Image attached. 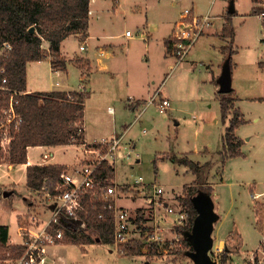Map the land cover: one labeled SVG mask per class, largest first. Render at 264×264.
<instances>
[{"label": "rangeland", "instance_id": "1", "mask_svg": "<svg viewBox=\"0 0 264 264\" xmlns=\"http://www.w3.org/2000/svg\"><path fill=\"white\" fill-rule=\"evenodd\" d=\"M112 1L93 0L96 11L91 15L93 39L89 41V48L80 51V45L85 42L80 34V38L72 36L67 39L64 54L69 58L75 54H87L93 60L91 81L87 82L90 95L85 111L86 138L90 144L104 138H121L120 147L126 156L113 162L116 171L111 181L120 187L112 197L132 215L130 235L144 243L143 252L141 255H121L120 245L97 242L98 239L93 244H70L66 235L45 247H55L53 256L60 264H195L187 253L176 252V248H185L184 236L177 232V227L185 226L189 220L186 206L179 198L186 193V184L203 183L204 186H214L212 198L221 218L212 233L215 238L213 248L224 244L222 239L226 240L230 253L225 264H243L247 256L253 254L264 258V230L257 225L264 212L256 215L257 201L264 203V99L260 98L264 96V70L259 66V61H264V17L252 13L253 0H161V4L152 0V4L149 2L152 6L147 9L144 3L143 6H132L131 0H120L122 3L114 8ZM174 1L177 4H173ZM232 6L235 9L232 18L236 39L231 57L229 51L222 50L225 45L226 49L230 48L229 37L221 35L220 31L222 15L227 16ZM105 9V15L97 19V11ZM185 9H192L190 16L210 15L213 23L197 30L198 39L186 57L180 60L175 55L166 57L163 37L173 22L178 21L169 38L176 41L175 36L183 23L193 21L182 17ZM146 19L150 20L151 39H144L146 37L141 34L147 32L143 26ZM128 29L133 32L130 38L125 36ZM208 31L210 34L203 36ZM110 42L115 44V50L108 57L99 56V45ZM175 49L176 46L173 53H176ZM228 61L232 64L231 87L235 102L224 122L220 97L222 93L227 96L230 92L219 90L217 74ZM104 65L108 69L105 70ZM67 74L72 89L82 84L79 76L74 74V68H70L69 73L64 72L61 83L67 80ZM30 77L32 82L38 79L33 75ZM159 87L161 93H155ZM134 96L147 100L142 103L132 98L129 100ZM165 96L169 97L171 105L161 113L157 105ZM152 97L156 102L151 101ZM132 103L137 107L134 108ZM109 107L114 112L108 111ZM236 109L243 116L237 128L243 141V154L223 161V134ZM31 149L32 161L67 163L65 166L69 171L83 164L86 156V148L81 143L57 145L54 149ZM50 151L54 155L44 159ZM184 154L202 164L199 179L187 164L171 159L173 155L179 158ZM6 169L5 165L0 166V180L14 181L17 186L11 183L2 188L0 224L11 225L14 241H10L9 247L19 244L28 247V241L51 217L52 211L47 213L49 199L44 191H29L25 185V169L15 167L10 179L5 175ZM140 177L142 183L137 182ZM154 185L164 189L161 199L170 200L174 210L167 215L166 224L161 221L164 229L159 232L170 244L156 253L149 251L150 237L142 230L148 221L153 223L151 216L155 212L165 216L155 202L142 200L152 193ZM5 190L11 191V195L4 196ZM130 197H135L136 202ZM140 213H144L145 218L141 222L137 218ZM263 223L264 220L262 226ZM87 232L96 237V231ZM44 248L40 255L36 253L38 264L47 253ZM20 259L10 258L8 250L0 248V264H18ZM52 261L47 258V264Z\"/></svg>", "mask_w": 264, "mask_h": 264}, {"label": "trees", "instance_id": "2", "mask_svg": "<svg viewBox=\"0 0 264 264\" xmlns=\"http://www.w3.org/2000/svg\"><path fill=\"white\" fill-rule=\"evenodd\" d=\"M253 1L257 2L259 6L253 7L252 13H264V0ZM233 14H227V23L221 32V35L228 36L230 40V48L226 49L225 45L222 50L223 52L229 51L228 54H231V57L235 39L231 18ZM89 19L90 0H0V50L4 48L5 43H10L13 46L11 49L4 48L2 52L0 51V110L10 100V93L1 88L3 77L7 78L5 84L12 90L26 91L29 62L49 58L54 68L66 69L68 62L61 54L63 40L72 34H81L82 39L85 40L90 27ZM32 27L35 28L34 33L30 31ZM46 42L49 44V48L44 46ZM173 46L174 40L169 39L168 49L171 53ZM77 62L85 73L89 71V60L78 59ZM230 66L232 68L231 62ZM233 92L232 90L227 96L222 93L223 95L220 97L224 122L229 116V111L234 107ZM18 98L19 103L16 105V110L22 114L23 120L18 130L13 131L14 137L9 144L8 152L0 149V163H4V161L12 164L27 163L30 146H57L84 142L87 94L83 90L25 92ZM260 98L264 99V97ZM242 121V112L236 109V114L223 135L224 146L221 152L223 161L243 154V141L236 134V129ZM171 159L187 164L196 174L197 179L201 177L202 164L193 161L188 155L184 154L179 158L177 155H173ZM27 167V185L35 191L40 190L44 184H49L50 190L54 192L55 184L60 180L61 173L66 170V166L59 163L32 164ZM115 171L113 163L104 161L96 170V176L102 180V183L111 181ZM200 190H205L212 195L214 186L212 184L204 186L203 183L186 184V193L179 198L181 204L186 206L189 220L185 226L177 227V232L184 236L185 245V248H176L178 253L185 254L187 250L192 249L190 241L184 234L192 228L198 213L192 198ZM2 194L3 191L0 189V197ZM83 202L84 208L80 211V218L85 221L86 227L81 225V220H73L65 224L59 223L57 226H61L70 242L77 245L93 244L99 238L105 244L113 243L115 225L114 219H112L113 210L108 207L109 203L104 201L99 194L86 195ZM256 205V215L257 213L260 215L259 213L264 212V203L257 201ZM100 213L103 214V218L99 217ZM137 218L139 222L144 220V213L138 214ZM262 220L264 217L260 216L257 221L261 231L264 230V226L261 225ZM89 230L96 231V237H92L87 232ZM8 244L9 225H0V248L8 250L10 258H22L27 245L19 244L9 247ZM143 245L144 243L139 239L132 238V240L120 244L119 252L126 256L141 255ZM158 250L159 245L152 243L149 251L156 253L159 252ZM227 251L228 249H225L222 255L221 264H225L228 259Z\"/></svg>", "mask_w": 264, "mask_h": 264}, {"label": "built area", "instance_id": "3", "mask_svg": "<svg viewBox=\"0 0 264 264\" xmlns=\"http://www.w3.org/2000/svg\"><path fill=\"white\" fill-rule=\"evenodd\" d=\"M191 13L192 9H185L182 17H189L193 19V21L189 23L184 22L179 34L175 36L177 37L176 41L174 38L176 53L172 52V55H175L179 60L187 56L191 46L198 39L199 31L207 26L209 27L213 23V19L210 18V15L195 17L190 16ZM260 15L263 16L264 13H260ZM143 32L141 34L144 38L146 35ZM126 35L133 36V32L128 29L126 30ZM12 47L13 46L10 43H5L4 45L5 49H11ZM3 49L0 51L2 52ZM81 49H85V46L81 45ZM1 71H4V69H1ZM6 82L7 78L3 77L1 88L10 93V100L9 103L4 105L0 110V149L8 152L9 144L14 137V132L18 130V127L23 120L22 114L18 113L16 110V105L19 103L18 97L20 94L25 93V91L12 90L5 84ZM156 92H158V90ZM158 93L160 94V92ZM151 101L156 102V98L152 97ZM170 105V99L163 97L160 99L157 108L161 113H164L168 110ZM113 110L112 107L108 108V111L114 112ZM81 144L86 148L84 163L76 165L77 167L73 171L64 170L61 173L60 180L55 184L54 192L50 190V186L47 184H44L40 189L41 191L46 192L49 202L54 203V211L52 217L48 220L45 226L28 241L27 250L18 264H38L37 255H40V251L42 252V249L46 245L55 244L64 237V229L61 226H57L59 223L65 224L66 222L73 220L77 221L78 219V221L81 220V225L86 227L85 221L80 218V211L84 208L83 198L86 195L94 196L99 194L104 201L109 203L108 207L113 210L112 219H114L115 225V240L113 244L120 245L121 243H126L132 240L133 236H131L130 233L134 219L129 210L120 207L117 204V201H114V197H112L116 195L120 185L114 183V180L104 181L102 183V180L96 176V170L101 166L102 162L108 161L109 163H113L126 156L120 147L121 138H104L101 140H95L90 144L85 137L84 142ZM46 156L48 155H45V157ZM142 179L143 178L140 177L137 182L142 183ZM125 186L126 185H123L122 187ZM163 194L164 189L160 186L157 187L154 185L152 193L142 199L147 203L155 202L156 207L163 209L162 213L166 216L164 219L165 216H160L155 212L154 216H151V218H153V223L148 222L142 226L145 228L142 229L145 231L144 234L150 237L149 243H156L159 245V250L170 244L167 237H164L159 233L164 229L161 221L163 220V223L166 224L167 215L174 211L173 207L170 206V200L161 199ZM130 200L136 202L135 197H130ZM99 217L103 218V214L100 213ZM171 242H173V240ZM170 246H172V243ZM224 249V246H219L211 250L212 257L218 262V264L221 263ZM36 253L38 254L36 255ZM243 264H264V258L259 255L257 257L253 254L250 257L247 256L243 261Z\"/></svg>", "mask_w": 264, "mask_h": 264}, {"label": "crops", "instance_id": "4", "mask_svg": "<svg viewBox=\"0 0 264 264\" xmlns=\"http://www.w3.org/2000/svg\"><path fill=\"white\" fill-rule=\"evenodd\" d=\"M119 1L120 0H113L112 1V3H113V6H114V8H118L119 7V4L120 3H122V2H120L119 3ZM111 2V1H110ZM149 2L151 3L152 2V0H131V5L132 6H134V7H138V6H143V3H144V5H145V8L147 9L148 8V6L150 5V6H152L151 4L153 3H151V4H149ZM254 2V1H253ZM155 4H161V0H156V3ZM173 4H177V1H174V3ZM254 6L253 7H255V6H259V4L257 3V2H254ZM193 8V7H192ZM96 11V9H94L93 8V0H90V19H89V22H90V27H89V31H88V36L85 38V44L83 43V44H81V45H84L85 46V49H81V45H80V51H86L88 48H89V41L91 40V39H93L92 37V35L90 34L91 32H90V30L92 29L91 28V25H92V22H91V15L94 13ZM107 11H110V8H108L107 9ZM106 11V9L105 10H100V11H97L98 12V15H97V19H101L104 15H105V13L107 12ZM234 14H235V12H233ZM232 14V13H231ZM233 14V15H234ZM227 16H225L224 15V13H223V15H222V18H223V24H222V27H221V31H220V33L222 32V30H223V28H224V25L227 23V18H226ZM233 17V16H232ZM231 17V18H232ZM263 17H264V15H263ZM149 22H150V20H148V19H146V21H144L143 22V26L145 27V29L147 30V32L146 31H144L143 33L146 35V38H144V39H151L150 37V35H149V33H150V30L148 29V25H149ZM171 22V21H170ZM232 22H233V18H232ZM177 23H178V21H175V22H173V24H172V26L169 28V30H168V32H167V34L163 37L164 38V51H165V56L167 57V55H172L171 54V52L169 51V49H168V40L169 39H172V38H169L170 37V35L171 34H173V31L175 30V28H176V25H177ZM154 26V25H153ZM157 29H158V27H157ZM152 34V33H151ZM210 34V31H208L207 33H205L203 36H206V35H209ZM72 36H76V37H79L80 36V34H72L71 36H68L67 38H65L64 40H63V43H62V46H61V54H62V56L64 57V59H66L67 60V62H68V64H67V68L66 69H59V68H57V67H53V64H52V61H51V59H49V58H45V59H43V60H36V61H32V62H29L28 63V67H27V90L25 91V92H37V91H55V90H61V91H73V90H83L86 94H87V98H88V95H90L89 94V91H87V82L88 81H91V72H93V60H92V58L90 57L89 58V56L86 54V55H83V54H75L74 56H72V58H69L67 55H65L64 54V43L67 41V39H69V38H71ZM125 36H127V35H125ZM127 37H131V36H127ZM80 38V37H79ZM236 39V38H235ZM173 40V39H172ZM46 48H49V44L48 43H46L45 45H44ZM115 44L114 43H112V42H110V43H108V44H102V45H99V56H102V57H108L114 50H115ZM172 56H174V55H172ZM78 57H83V58H81V59H84V60H89V62H90V64L88 65V67H89V71L87 72V73H85L84 72V69L78 64ZM259 66L260 67H262L263 68V70H264V61H259ZM210 67V66H209ZM30 68L32 69V72H31V70H30ZM70 68H74V74L76 73L77 74V76H79V79H80V81L82 82V84L78 87V88H71L69 85V82H70V76H69V74H67L68 75V77H66V79L67 80H65L64 82H62L61 83V79L63 78V77H65V76H63L64 75V72H67V73H69V69ZM103 68L106 70V69H108L107 68V66L106 65H104L103 66ZM231 70H232V68H231ZM223 71V70H222ZM221 71V73H219V74H217L218 75V77L220 78V76L222 75V72ZM30 75H33L34 77H38V79L37 80H35L34 82H32L30 79H31V77H30ZM57 78H58V80H57ZM60 79V80H59ZM49 80V81H48ZM218 81H219V79H218ZM220 84V83H219ZM159 86H161V85H159ZM157 90H158V92H160V87L159 88H157ZM156 90V91H157ZM156 91H154L155 93H157ZM234 91V90H233ZM161 93V92H160ZM154 95V94H153ZM166 98H168L169 99V97H167V96H165ZM239 97V96H238ZM257 97H259V96H257ZM264 97V96H263ZM87 98H86V100H85V111H86V106H87ZM136 99V101L137 102H139V103H142V102H145V100H147V98H141V97H137V96H134V97H130L129 98V100L130 99ZM132 105H133V103H132ZM133 107L135 108V107H137L136 105H133ZM85 130H86V113H85ZM86 134H87V130H86ZM236 134H237V129H236ZM224 135V134H223ZM238 135V134H237ZM85 136H87V135H85ZM238 137H240L239 135H238ZM86 140H87V138H86ZM88 142V141H87ZM67 145H72V144H67ZM63 146H65V145H63ZM34 147H41V148H45V149H54L55 147H57V146H46V145H39V146H30L28 149H29V152L32 150L31 148H34ZM28 152V162L27 163H22V164H12V163H9L8 161H4V163H0V166H6V177L7 178H11L12 177V171H14V169H15V167H20V168H23V169H25V185L28 187V189H29V191L31 192L32 191V193L33 192H36L35 190H33V189H31L28 185H27V170H28V165H32V164H36V165H40V164H46V163H49V164H57V163H52V162H48V161H39V162H34V161H32V159L30 158V153ZM45 155H48V156H46L44 159H46V158H48L50 155H54V153H53V151H50V154L49 153H47V154H45ZM44 155V156H45ZM59 164H64V165H68L67 163H59ZM11 183H13L14 185H16L17 186V184H15L14 183V181H2V180H0V189L2 190V188L4 187V186H7V184H11ZM7 189V188H6ZM5 191H7V190H5ZM4 191V192H5ZM8 192V195H11L10 194V192L9 191H7ZM254 192V191H253ZM8 195H5L4 194V196H8ZM5 198V197H4ZM26 199L27 198H25V203H26V205L28 206V203H27V201H26ZM263 203V202H262ZM49 204H50V206H49V209H48V211H47V213L48 212H51L52 211V213H53V208H54V203H51V202H49ZM51 217H52V214H51ZM50 217V218H51ZM49 218V219H50ZM49 219H47V220H49ZM78 220V219H77ZM149 222V221H148ZM147 222V223H148ZM5 224H7V225H9V243H10V241L11 240H13L12 239V235H11V225H10V223H3V224H0V225H5ZM146 224V223H145ZM233 234V233H232ZM234 235V234H233ZM264 240V239H263ZM14 241V240H13ZM222 241H225V243L224 244H222V245H220V247H222V246H224V248L225 249H228L229 250V245H228V243H226V240L225 239H222L221 240V242ZM97 242H100L99 240H97ZM13 243H15V242H13ZM66 244H69V243H66ZM70 244H74V243H70ZM260 244H262L261 242H260ZM49 246V245H48ZM47 246V247H48ZM54 249H55V247H49V248H44V253L45 252H47L46 254H49V255H46L45 254V256H42V261L40 262V264H47V258H49V259H52L53 261V263L54 264H60L59 263V261L57 260V258L55 257V256H53V251H54ZM228 252V254L230 253L229 251H227ZM50 257H52V258H50ZM52 263V264H53Z\"/></svg>", "mask_w": 264, "mask_h": 264}, {"label": "water", "instance_id": "5", "mask_svg": "<svg viewBox=\"0 0 264 264\" xmlns=\"http://www.w3.org/2000/svg\"><path fill=\"white\" fill-rule=\"evenodd\" d=\"M234 11L235 9L232 6L230 13L233 14ZM30 31L34 33L35 28L32 27ZM222 72L219 78V90H221V92H231L232 72L230 61L227 62ZM4 194L8 195V192L5 191ZM192 199L194 200L198 213L192 228L187 230L184 234L192 245V249L187 250L186 253L195 264H218L211 254V250L215 243V238L212 233L215 223L221 216L216 212L214 199L207 191L200 190ZM98 240H100V238Z\"/></svg>", "mask_w": 264, "mask_h": 264}]
</instances>
